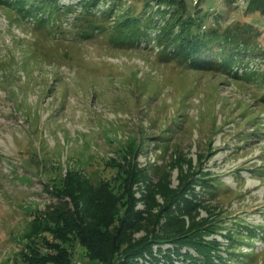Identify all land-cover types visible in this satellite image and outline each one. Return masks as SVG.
<instances>
[{
	"label": "rangeland",
	"instance_id": "1",
	"mask_svg": "<svg viewBox=\"0 0 264 264\" xmlns=\"http://www.w3.org/2000/svg\"><path fill=\"white\" fill-rule=\"evenodd\" d=\"M58 1L62 10L47 20L0 0V264H25L23 252L35 241L49 251L43 238L50 232L30 234L40 215L67 199L59 195L65 179L83 189L76 193L81 206L88 189H105L117 204L115 225L133 245L175 218L182 229L207 219L213 231L204 237L218 240L224 256L229 241L237 244L229 247L237 253L230 264H264V15L247 0H186L204 27L230 28L262 49L246 53L251 62L235 63L234 74L189 68L182 44L168 47L158 36L163 19L152 14L167 2L150 0L144 14L146 0H117L116 10L131 16L103 19L80 11V0ZM135 17L147 27L139 44ZM193 171L210 172L217 185L208 191L194 182V195L187 190L171 202ZM192 197L195 221L178 210ZM122 218L132 226L121 227ZM175 246L155 242L153 254L130 264H154L153 256L168 264L162 254ZM69 247L73 264H92L79 241ZM179 250L197 255L187 244Z\"/></svg>",
	"mask_w": 264,
	"mask_h": 264
},
{
	"label": "trees",
	"instance_id": "2",
	"mask_svg": "<svg viewBox=\"0 0 264 264\" xmlns=\"http://www.w3.org/2000/svg\"><path fill=\"white\" fill-rule=\"evenodd\" d=\"M26 1L10 0L19 10L23 7L21 5ZM98 1L80 0V11L84 12V14L89 13V15L101 12L100 15L103 19L106 18L107 14H114L115 16L126 14L131 16L127 14V12L130 13L131 11L124 10L123 12H119L116 10L118 7H121L117 0H114L107 8L96 7ZM247 1V8L254 11V14L264 15V0ZM150 2V0L145 1L144 14L147 12L146 8L151 5L152 2ZM156 2H167L169 7L158 8L157 12L152 11V14H160L164 22V24H161L158 36L163 40H169L168 47H173L174 43L182 44L185 49L184 62L189 68L199 69L205 66L235 74L237 70H232L235 63H240L243 59H246L245 62L251 60V57L246 53H256V51L262 53V49L259 46L250 47L248 44L242 43L235 37L236 33H233L230 28L225 30V32H221L218 29V25L211 28L204 27V17L200 15V17L196 16L198 11L190 12L186 0H156ZM31 6L26 15L35 16L36 19L49 20L58 10H62L58 0H35V4L32 3ZM62 7L64 9L68 7L72 10L71 6ZM39 13L41 14L40 16H38ZM45 14H48V16H44ZM134 19L136 22H134L133 27H136L133 28L132 32L134 36H139L134 43L139 44L141 39L146 38L142 36L145 35L147 27L141 30L136 25V23H139L138 18L135 17ZM153 19L154 16L150 18V20ZM91 22L93 23L89 19L85 26H88ZM146 23L149 25V21ZM85 26L81 27L85 29ZM83 28L80 29L84 31ZM248 70L251 75L253 73V76L258 75V72H260L253 67L248 68ZM122 167L124 166L122 165ZM125 170L127 171L124 168L122 172H125ZM209 173L202 172V175L196 176V172L193 171L188 176L189 179L183 187L178 192L173 191L174 193L169 197L171 198V202L175 201L177 194L187 190L192 191L194 195V182H198L203 188H207L208 191L215 188L217 184L209 176ZM65 181V189L59 191V195L67 199L56 205L49 212L40 215L35 220V227L30 234L38 236L41 231L50 232L53 235L52 238L45 236L43 238V243L49 247V251L43 252L38 241H35L34 244H28L26 251L22 255L25 264H73L72 252L69 246L75 241H79L85 248L89 261L92 264H98L101 261L105 264H130V262H135L137 256L145 255L146 252L153 254L152 244L162 241H174L178 245L173 248L172 254L169 249L162 254L163 260L168 261V264H175L173 255H182V259L186 262L185 264H230L229 261L231 259L237 260L235 258L237 253L234 252V249H229V247H236L237 244L233 245V242L229 241L230 245L224 249L227 250V256H224L222 254L223 249L220 247L218 240L215 238L206 239L204 237V234L213 231L209 227L207 219L203 220V222H195L191 227L182 229V219L175 218V221H170L167 224L168 226L161 227V233L155 234L150 238L145 237L138 245H133L130 243L127 234L125 232L121 233L117 229L115 225V217L119 214L117 204L113 203L114 199H107L109 196L104 192L106 191L105 189H99L100 192H98L101 193L99 197L104 200L103 202L100 200L97 202V199H99L98 193L95 192L94 194L88 189L87 193L90 194L84 197L82 201L85 202V205L81 206V200L78 199L79 197L76 196V193H81L83 189L79 185H76L74 181H70V179L69 181L65 179ZM169 192L166 193L167 197L169 196ZM184 200L185 203L178 210L181 213L191 214L190 217L195 221L194 217L197 214L199 203L196 202V198L194 197L191 199L184 198ZM70 201L74 203V208L69 207ZM169 211H171L170 208ZM120 223H122L121 227L123 228L132 226L131 222L125 218H122ZM227 236L231 240H238L232 230L227 233ZM251 237H255V235H251ZM184 244L193 247L197 255L188 250L180 251V246ZM153 259L154 264H159L158 256H153Z\"/></svg>",
	"mask_w": 264,
	"mask_h": 264
},
{
	"label": "built area",
	"instance_id": "3",
	"mask_svg": "<svg viewBox=\"0 0 264 264\" xmlns=\"http://www.w3.org/2000/svg\"><path fill=\"white\" fill-rule=\"evenodd\" d=\"M82 260L80 258L75 259V264H82Z\"/></svg>",
	"mask_w": 264,
	"mask_h": 264
}]
</instances>
